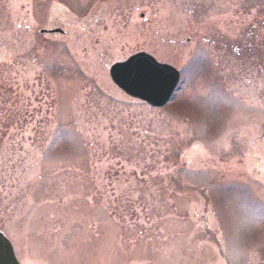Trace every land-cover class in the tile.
<instances>
[{"label": "rangeland", "instance_id": "rangeland-1", "mask_svg": "<svg viewBox=\"0 0 264 264\" xmlns=\"http://www.w3.org/2000/svg\"><path fill=\"white\" fill-rule=\"evenodd\" d=\"M145 1L0 0L20 264H264V0ZM139 51L180 71L164 107L110 78Z\"/></svg>", "mask_w": 264, "mask_h": 264}, {"label": "water", "instance_id": "water-1", "mask_svg": "<svg viewBox=\"0 0 264 264\" xmlns=\"http://www.w3.org/2000/svg\"><path fill=\"white\" fill-rule=\"evenodd\" d=\"M57 31L60 30H51ZM109 74L113 83L126 95L154 107L168 103L180 82V73L174 66L161 63L146 52H138L114 63ZM0 264H19L11 241L1 230Z\"/></svg>", "mask_w": 264, "mask_h": 264}, {"label": "flooded vegetation", "instance_id": "flooded-vegetation-1", "mask_svg": "<svg viewBox=\"0 0 264 264\" xmlns=\"http://www.w3.org/2000/svg\"><path fill=\"white\" fill-rule=\"evenodd\" d=\"M131 2H135V1H138V2H141V4L140 5H142V6H148L149 4H148V1H142V0H130ZM182 5H183V0H174V6L176 7V8H178L179 10H180V7H182ZM43 34H49V33H43ZM21 39V36H17V40H20ZM16 41V40H15Z\"/></svg>", "mask_w": 264, "mask_h": 264}]
</instances>
